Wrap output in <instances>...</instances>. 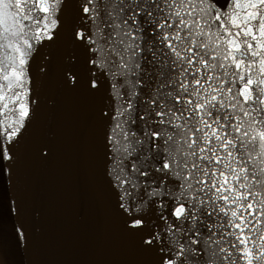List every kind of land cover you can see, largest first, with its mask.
I'll use <instances>...</instances> for the list:
<instances>
[{"label":"snow or ice","instance_id":"6c2138e0","mask_svg":"<svg viewBox=\"0 0 264 264\" xmlns=\"http://www.w3.org/2000/svg\"><path fill=\"white\" fill-rule=\"evenodd\" d=\"M48 179L36 264H264V0H0V191ZM13 264H26L21 258Z\"/></svg>","mask_w":264,"mask_h":264},{"label":"water","instance_id":"95a60500","mask_svg":"<svg viewBox=\"0 0 264 264\" xmlns=\"http://www.w3.org/2000/svg\"><path fill=\"white\" fill-rule=\"evenodd\" d=\"M9 196L24 195L30 206L41 210V215L32 220L41 229L37 237L48 240L61 227L64 218V207L60 194L46 178L37 181L32 175H22L14 178L8 186ZM26 264H36L42 257L37 249L23 253Z\"/></svg>","mask_w":264,"mask_h":264},{"label":"flooded vegetation","instance_id":"af4514ba","mask_svg":"<svg viewBox=\"0 0 264 264\" xmlns=\"http://www.w3.org/2000/svg\"><path fill=\"white\" fill-rule=\"evenodd\" d=\"M7 189V188H6ZM7 192H8V189H7ZM5 204V203H4ZM4 213H5V211H4ZM0 220L1 221H3V223L2 224H0V230H8V229H10V227H11V219H1L0 218ZM1 223V222H0ZM4 226L6 227V228H4ZM23 259V254H21V253H17V254H15V255H13V254H10L9 252H4L3 253V260H4V262H5V264H13V262L15 261V260H17V259ZM24 260V259H23Z\"/></svg>","mask_w":264,"mask_h":264},{"label":"trees","instance_id":"16d2710c","mask_svg":"<svg viewBox=\"0 0 264 264\" xmlns=\"http://www.w3.org/2000/svg\"><path fill=\"white\" fill-rule=\"evenodd\" d=\"M8 199H9V194L7 192V189L4 188L2 191H0V218L11 219L12 222L13 217L8 212Z\"/></svg>","mask_w":264,"mask_h":264},{"label":"rangeland","instance_id":"374dc122","mask_svg":"<svg viewBox=\"0 0 264 264\" xmlns=\"http://www.w3.org/2000/svg\"><path fill=\"white\" fill-rule=\"evenodd\" d=\"M0 222H1L0 224H2V223H3V221H1V220H0ZM11 224H12V222H11ZM4 228H6V227L4 226Z\"/></svg>","mask_w":264,"mask_h":264},{"label":"bare ground","instance_id":"6f19581e","mask_svg":"<svg viewBox=\"0 0 264 264\" xmlns=\"http://www.w3.org/2000/svg\"><path fill=\"white\" fill-rule=\"evenodd\" d=\"M2 258H3V256H2Z\"/></svg>","mask_w":264,"mask_h":264}]
</instances>
